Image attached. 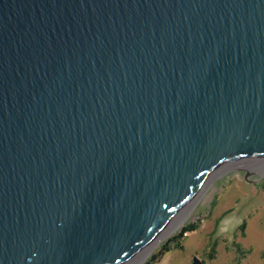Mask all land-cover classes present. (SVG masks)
<instances>
[{
	"label": "water",
	"instance_id": "95a60500",
	"mask_svg": "<svg viewBox=\"0 0 264 264\" xmlns=\"http://www.w3.org/2000/svg\"><path fill=\"white\" fill-rule=\"evenodd\" d=\"M260 162L264 0H0V264H137Z\"/></svg>",
	"mask_w": 264,
	"mask_h": 264
},
{
	"label": "rangeland",
	"instance_id": "374dc122",
	"mask_svg": "<svg viewBox=\"0 0 264 264\" xmlns=\"http://www.w3.org/2000/svg\"><path fill=\"white\" fill-rule=\"evenodd\" d=\"M197 219L201 226L181 240L183 248L171 249L157 264H194L196 257L202 264H264V168L229 167L218 173L180 226L165 235L142 264L183 225ZM243 222L245 228L240 227ZM213 245L217 253L210 260L206 253Z\"/></svg>",
	"mask_w": 264,
	"mask_h": 264
},
{
	"label": "trees",
	"instance_id": "16d2710c",
	"mask_svg": "<svg viewBox=\"0 0 264 264\" xmlns=\"http://www.w3.org/2000/svg\"><path fill=\"white\" fill-rule=\"evenodd\" d=\"M245 225L246 223L243 222L240 227L245 228ZM200 226H201V219H197L196 221H191L183 225L182 228L177 233H175L173 236H171L165 242H163L160 245L159 250L153 253L151 257L144 264H157L163 258V256L171 249L183 248V245L181 244V240L186 236L187 233L195 231ZM216 253H217L216 247L215 245H213L212 247H210V250L206 253V255L210 260H212L216 257ZM263 257H264V251H263Z\"/></svg>",
	"mask_w": 264,
	"mask_h": 264
},
{
	"label": "bare ground",
	"instance_id": "6f19581e",
	"mask_svg": "<svg viewBox=\"0 0 264 264\" xmlns=\"http://www.w3.org/2000/svg\"><path fill=\"white\" fill-rule=\"evenodd\" d=\"M252 167H254L256 169L264 168V162L256 163V164L252 165ZM191 208H189L187 210V212L185 213V215L179 220V222L177 224H175L174 226H172L171 228H169L168 230H166L164 233L161 234V236L146 250V252L142 255V257L140 258V260L138 261L137 264H142L145 261V259L151 254L153 248L161 241V239L165 235H167L171 230H173L176 227L180 226L179 224L185 219L187 213L190 211Z\"/></svg>",
	"mask_w": 264,
	"mask_h": 264
}]
</instances>
